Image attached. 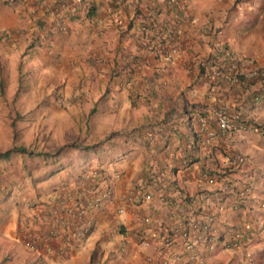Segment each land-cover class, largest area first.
Returning a JSON list of instances; mask_svg holds the SVG:
<instances>
[{
	"label": "crops",
	"instance_id": "1",
	"mask_svg": "<svg viewBox=\"0 0 264 264\" xmlns=\"http://www.w3.org/2000/svg\"><path fill=\"white\" fill-rule=\"evenodd\" d=\"M262 8L187 0L178 17L163 0H0V63L24 54L62 78L63 98L79 99L64 107L84 110L79 140L102 143L37 183L16 185V160L0 164V264H162L163 236L175 233L178 253L180 227L208 214L213 250L170 264H264V103L223 52ZM226 154L246 160L227 165ZM75 201L99 204L69 215Z\"/></svg>",
	"mask_w": 264,
	"mask_h": 264
},
{
	"label": "rangeland",
	"instance_id": "2",
	"mask_svg": "<svg viewBox=\"0 0 264 264\" xmlns=\"http://www.w3.org/2000/svg\"><path fill=\"white\" fill-rule=\"evenodd\" d=\"M262 1V11L253 14L256 16L251 15L250 25L236 31V34L247 37L244 40H239L238 49L231 50L237 60H248L245 64L247 69H264V0ZM14 59L12 62L0 63L3 68L0 72V151L22 145L30 150L53 153L60 146L71 142L80 146L65 147L59 154L58 164L54 166H52V158L44 161L21 153L13 154L9 159H0L2 165L13 159L16 160L20 168L16 174L17 176L19 174V177L14 182L17 183L16 185H21L22 177L23 180L28 177L31 183H37L53 169H63L68 162L78 163L79 151H89L90 148L100 149L102 143L79 140L82 132H88L78 122L79 114L84 113V110H79L75 102L72 103V113L71 110H68V106L71 107L70 104L67 108L64 107V103L68 100L78 101L79 99L73 96L71 99L63 98L64 82L62 78L50 79L42 75L41 70L35 67V63L27 55L22 54L21 58H16V61ZM18 62L20 63L19 67ZM9 65L18 67L16 74L11 72L13 68L10 70ZM243 82L252 97L259 91H264V76L257 79H246ZM51 83L53 84L51 85ZM67 113L70 114V118L66 120ZM73 138L76 139L71 140ZM93 173L94 171L85 174V178L89 179ZM7 188L8 186H5L4 191H7L8 196L14 191L13 188Z\"/></svg>",
	"mask_w": 264,
	"mask_h": 264
},
{
	"label": "built area",
	"instance_id": "3",
	"mask_svg": "<svg viewBox=\"0 0 264 264\" xmlns=\"http://www.w3.org/2000/svg\"><path fill=\"white\" fill-rule=\"evenodd\" d=\"M171 1V0H170ZM264 96V93H263ZM214 116L216 117L219 125L222 128H225L228 126V120L226 117V114L220 110V109H214L212 111ZM213 134V133H211ZM244 157L237 155L234 158V162L241 163L244 162ZM226 162L231 163L233 160H231L230 156L226 157ZM212 182V181H211ZM99 204L98 201L92 202V203H84L81 204L79 201H75L71 207L67 209V213L69 215H74L75 213L78 215H83L88 208L95 207ZM121 211V210H120ZM211 218L209 217V220ZM180 237H181V248L179 249L178 253H175V250L173 249L171 242L167 240H162L160 242L159 246V253L160 256L163 257L161 260L162 264H170V261L174 259L176 256L180 257L182 255H188L189 258L193 259L196 256H198V252L200 248L204 245L206 246L208 242V235H209V225L208 223L203 224L202 222L197 221H191L188 222L185 225H182L179 229ZM206 243V244H205ZM150 244L148 240H142L141 245L142 247H147ZM209 248H212L213 245L211 243L208 244Z\"/></svg>",
	"mask_w": 264,
	"mask_h": 264
},
{
	"label": "clouds",
	"instance_id": "4",
	"mask_svg": "<svg viewBox=\"0 0 264 264\" xmlns=\"http://www.w3.org/2000/svg\"><path fill=\"white\" fill-rule=\"evenodd\" d=\"M12 1H19V0H12ZM162 1V0H161ZM163 2H164V4L166 5V6H169L172 10H174L175 11V13L177 14V16L178 17H182V16H184V13H186L187 12V0H163ZM187 15V14H186ZM253 16H256V15H253ZM225 51H227L228 52V54H229V56H231V60H230V62H229V67H228V69H227V72H233L234 73V75L232 76L234 79H236V82L237 81H239L240 83L241 82H243V81H245L246 79H257V78H261L262 76H264V69L263 68H259V69H247L246 68V66H245V64L247 63V59H236L237 57H235L234 56V54H233V52L230 50V49H228L227 47H224V50H223V52H225ZM176 52V48L175 47H171L168 51H167V53H165L164 54V59L167 61V62H169L170 60H171V56H172V54L173 53H175ZM209 59L206 61L207 63H209ZM211 64H213L212 62H210ZM215 64V63H214ZM219 69H220V67H218ZM241 77H243V80H240L239 78H241ZM263 93H264V91L263 90H261V91H259L257 94H254L253 95V98L255 99V101H258V102H262V101H264V96H263ZM215 109H219V108H215ZM220 110H222L223 112H224V110L223 109H221L220 108ZM225 113V112H224ZM215 117V116H214ZM227 117V116H226ZM216 118V117H215ZM217 120V119H216ZM227 120H228V118H227ZM218 122V121H217ZM228 126H229V120H228ZM227 126V127H228ZM221 127V126H220ZM227 127H225V128H227ZM256 128H260V127H263L262 129H260L258 132L259 133H261V134H263L264 135V125H259V124H257L256 126H255ZM222 128V127H221ZM225 128H223V129H225ZM237 155H240V156H243L244 157V159L246 160V157L244 156V155H241V154H237ZM237 155H231V154H226L225 155V157H224V161H225V163L227 164V165H229V164H234V163H236V162H234V158L237 156ZM227 156H230V158H231V160H233V162H231V163H227L226 162V157ZM245 160H244V162H245ZM241 163H243V162H241ZM237 164H239V163H237ZM249 190V186H245L244 188H243V193H246L247 191ZM121 210V209H120ZM119 210V211H120ZM122 211V210H121ZM209 217L211 218L210 220H209ZM212 220H213V215L212 214H208L207 216H206V221H204V222H202V221H199V220H196L197 222H202L203 224H206V223H208V225H209V235H208V242H207V244H206V246H202V247H206V248H208L209 250H213V248H214V240H213V229L211 228V225H210V223L212 222ZM191 222V221H190ZM185 224H187V223H185ZM185 224H183V225H185ZM179 231V230H178ZM174 234L175 233H173V239H174ZM178 235H181L180 234V232H178ZM173 239H171V245H172V247L173 248H175L174 247V242H173ZM209 243H211L212 245H213V247L212 248H209L208 247V244ZM179 246H181V243L179 244ZM201 247V248H202ZM201 248H200V250H201ZM199 250V251H200ZM198 254H199V252H198ZM197 257V256H196ZM195 257V258H196ZM244 264H246V263H244Z\"/></svg>",
	"mask_w": 264,
	"mask_h": 264
},
{
	"label": "trees",
	"instance_id": "5",
	"mask_svg": "<svg viewBox=\"0 0 264 264\" xmlns=\"http://www.w3.org/2000/svg\"><path fill=\"white\" fill-rule=\"evenodd\" d=\"M239 79L243 80V77H241ZM65 147L75 148V147H80V146H78V144L75 142H71V143L65 144L64 146H60L59 148H57V150L55 152L51 153V152H46V151H34L32 149L30 150L27 147L20 145V146H14L12 148H8L5 151H0V159H9L13 154H17V153L20 154L21 153V154L27 155L29 157L33 156L36 159H40V160H44V161L48 158H52L53 164H56L57 161L59 160V154H61L62 150ZM89 150L93 151L94 149L90 148ZM56 171H57V169H55L51 172L49 171L46 173V175L48 173L52 174ZM171 239H173V232L169 231V232H167V234L165 236H163L162 240H167V241L171 242Z\"/></svg>",
	"mask_w": 264,
	"mask_h": 264
}]
</instances>
